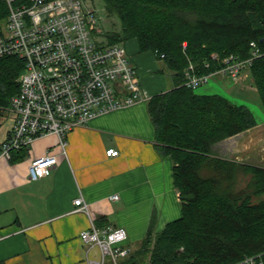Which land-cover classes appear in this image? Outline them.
<instances>
[{
	"label": "trees",
	"instance_id": "16d2710c",
	"mask_svg": "<svg viewBox=\"0 0 264 264\" xmlns=\"http://www.w3.org/2000/svg\"><path fill=\"white\" fill-rule=\"evenodd\" d=\"M28 0H17L16 5ZM119 31L109 44L136 40L153 52L173 79L172 90L148 100L158 148L174 163L181 216L145 237L119 264H234L264 252V166L214 156L213 147L257 126L250 108L220 95H199L185 85L190 65L207 75L234 55L264 49V0H104ZM0 0V22L7 19ZM218 55V60L213 55ZM164 55V57H162ZM248 70L264 113V55ZM24 61L0 60V118L20 90ZM24 150L19 151L22 153Z\"/></svg>",
	"mask_w": 264,
	"mask_h": 264
},
{
	"label": "crops",
	"instance_id": "0c3cea01",
	"mask_svg": "<svg viewBox=\"0 0 264 264\" xmlns=\"http://www.w3.org/2000/svg\"><path fill=\"white\" fill-rule=\"evenodd\" d=\"M123 45L136 68L142 100L74 129L65 151L57 136L48 135L22 153L13 152L11 159L0 156V264H88L101 257L98 247L80 238L91 223L101 230L125 229L129 250L151 225L159 232L181 216L174 163L160 152L148 111V100L172 90L173 79L153 52H140L136 40ZM214 78L201 90L205 95L231 97L226 90L247 92L250 85L257 92L248 71L237 81ZM257 111L263 115L253 112L257 126L215 145L214 156L264 166V113ZM13 124L8 113L0 118V142L8 139ZM110 149L118 155L108 156ZM46 155L57 157L56 166L31 180L30 163ZM114 195L119 198L113 200ZM80 198L88 213L77 210Z\"/></svg>",
	"mask_w": 264,
	"mask_h": 264
},
{
	"label": "built area",
	"instance_id": "2783aa9c",
	"mask_svg": "<svg viewBox=\"0 0 264 264\" xmlns=\"http://www.w3.org/2000/svg\"><path fill=\"white\" fill-rule=\"evenodd\" d=\"M16 1L7 0L9 14L0 22V60L17 56L25 69L20 90L6 110L14 124L8 139L0 142L1 157L11 159L13 152L28 150L35 140L48 135L57 136L65 151L67 136L74 129L142 100L145 95L124 45L108 43L96 12L86 9L83 0H28L21 5ZM251 48L249 59L231 55L220 69L207 75H196L190 65L185 85L195 90L216 75L239 80L244 70L264 55L256 42H251ZM213 58L219 57L214 54ZM107 155L115 157L118 151L110 149ZM56 164L57 157L52 155L34 159L29 166L30 179L48 175ZM75 205L78 211L88 213L82 198ZM80 238L84 245L101 251L100 259L88 264H119L129 253L123 228L101 230L91 223ZM234 264H264V252Z\"/></svg>",
	"mask_w": 264,
	"mask_h": 264
},
{
	"label": "rangeland",
	"instance_id": "374dc122",
	"mask_svg": "<svg viewBox=\"0 0 264 264\" xmlns=\"http://www.w3.org/2000/svg\"><path fill=\"white\" fill-rule=\"evenodd\" d=\"M83 2H84L86 9L96 12V15H97L98 20H99V28L101 29L103 35H106V33L111 32V31H119L120 30L119 20L116 17H109L108 16V13L105 10L104 0H83ZM159 62H161V61H159ZM249 69L250 68H247L244 71H248ZM214 81H215V78L210 80L208 84L200 86L193 91L196 94L205 95L203 93V91H201V90L206 88L207 85H210L211 82H214ZM170 88H172V85H170ZM239 90H237V89L236 90H226L231 97H228L226 94L221 93V92L218 95L224 96L225 98H228L230 101H232L233 103H235L237 105L246 106V107L250 108L251 111L254 112L255 114L257 113L261 117H263L262 113H259L257 111V110H259L260 112H263L261 109V101H260V97H259L258 92H256V90L253 89L251 87V85H250V88L248 89L247 92H241V90L240 91ZM207 94H214V93H207Z\"/></svg>",
	"mask_w": 264,
	"mask_h": 264
},
{
	"label": "bare ground",
	"instance_id": "6f19581e",
	"mask_svg": "<svg viewBox=\"0 0 264 264\" xmlns=\"http://www.w3.org/2000/svg\"><path fill=\"white\" fill-rule=\"evenodd\" d=\"M247 68H249V67H247ZM247 68H246V69H247Z\"/></svg>",
	"mask_w": 264,
	"mask_h": 264
}]
</instances>
